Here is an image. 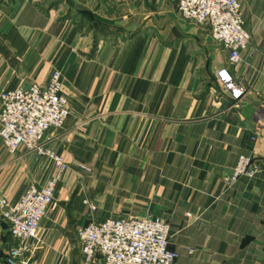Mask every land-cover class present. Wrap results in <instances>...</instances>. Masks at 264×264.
I'll return each mask as SVG.
<instances>
[{"label": "crops", "instance_id": "1", "mask_svg": "<svg viewBox=\"0 0 264 264\" xmlns=\"http://www.w3.org/2000/svg\"><path fill=\"white\" fill-rule=\"evenodd\" d=\"M240 5L251 40L230 66L178 0H0V95L44 87L58 70L70 110L47 134L68 170L28 264H84L79 229L150 216L170 225L181 263L264 264V174L234 178L242 156L264 164V0ZM224 67L251 86L239 105L216 84ZM55 173L0 138L10 205ZM12 245L0 215V264Z\"/></svg>", "mask_w": 264, "mask_h": 264}, {"label": "built area", "instance_id": "2", "mask_svg": "<svg viewBox=\"0 0 264 264\" xmlns=\"http://www.w3.org/2000/svg\"><path fill=\"white\" fill-rule=\"evenodd\" d=\"M178 12L189 22L209 26L212 38L227 52L230 66L241 62L240 53L249 46L251 37L245 30L240 0H178ZM215 78L219 90L233 105L241 104L251 88L229 67L220 69ZM62 86V74L55 70L44 87L18 88L0 95L3 146L10 154L24 150L46 157L56 170L46 186H32L14 205L0 197V215L13 242L7 264H28L36 257L38 231L55 199L58 183L68 170L65 160L48 147L47 137L50 130L63 129L70 116ZM258 136L259 129L252 140ZM258 174H264V164L242 156L234 178H254ZM78 237L84 264H184L170 249V225L161 218H108L79 229Z\"/></svg>", "mask_w": 264, "mask_h": 264}]
</instances>
